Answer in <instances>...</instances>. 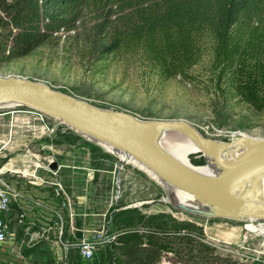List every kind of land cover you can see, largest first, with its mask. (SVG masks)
Listing matches in <instances>:
<instances>
[{
	"label": "rangeland",
	"instance_id": "374dc122",
	"mask_svg": "<svg viewBox=\"0 0 264 264\" xmlns=\"http://www.w3.org/2000/svg\"><path fill=\"white\" fill-rule=\"evenodd\" d=\"M92 18V14L88 15L84 27L79 24L76 31L59 33L26 58L10 63L0 61V77L39 82L101 109L129 113L144 121H183L205 138L215 141L233 140L234 132L264 139V105L257 110L237 91L238 67L242 61L253 67L254 56L240 55L220 74L221 69L214 63L215 44L209 36L194 40V51L189 59L169 60L165 47L149 48L144 44L104 55V48L94 45L90 39L88 29L93 24ZM25 109L28 108H2L0 114ZM7 125L0 124V130H4L2 135L6 134ZM167 133L170 142L166 147L188 144L189 139L183 134ZM42 144L55 147L53 153L59 162L73 166L74 160L81 161L76 166L84 169L75 170L74 174H80L78 180L81 182L76 186L83 195L86 193L83 203L87 212L107 214L104 224L108 233L116 231L123 220L129 218L127 215L118 218L123 212L135 211L147 218L164 216L170 221L201 229V232L195 231L203 234L214 249L202 264H264V235L248 230L250 224L264 223L187 214L172 203V193L176 189L154 179L134 164L124 162L108 152L104 143L69 126L55 132ZM188 162L190 167L204 168L207 157L201 152L193 153L188 156ZM87 169L93 171L94 179H86ZM118 182L121 186L118 207H111V194L115 196ZM117 208L122 209L117 211ZM76 213H79L77 206ZM78 220L79 216L72 223V232ZM11 223L13 228L14 223ZM191 233L199 238L197 233ZM72 239H75L74 234ZM181 249L178 255L164 253L159 264H196L191 260L197 251L191 255L188 248ZM102 251L103 248L96 252L94 261L101 262ZM76 252L77 248L73 247L72 254Z\"/></svg>",
	"mask_w": 264,
	"mask_h": 264
},
{
	"label": "trees",
	"instance_id": "16d2710c",
	"mask_svg": "<svg viewBox=\"0 0 264 264\" xmlns=\"http://www.w3.org/2000/svg\"><path fill=\"white\" fill-rule=\"evenodd\" d=\"M90 14L94 16L88 29L90 39L104 48V55L144 44L165 47L169 60L189 59L194 40L209 36L220 74L240 55L254 56L253 67L244 61L238 67L237 91L244 101L262 109L264 0H0V61L10 63L30 56L59 33L76 31L79 24L84 27ZM120 215L129 218L114 231L120 234L112 247L103 248L101 262L94 257L88 263L78 252H71L69 264H159L164 253L178 255L181 247L191 255L197 251L191 263L202 264L214 253L195 225L164 216L147 218L135 211ZM142 228L149 233L136 231ZM28 253L39 264H56L46 247Z\"/></svg>",
	"mask_w": 264,
	"mask_h": 264
},
{
	"label": "water",
	"instance_id": "95a60500",
	"mask_svg": "<svg viewBox=\"0 0 264 264\" xmlns=\"http://www.w3.org/2000/svg\"><path fill=\"white\" fill-rule=\"evenodd\" d=\"M13 106L47 114L132 156L173 188L193 196L202 209L176 207L187 214L264 223V139L234 132L233 140L215 141L183 121H144L101 109L39 82L0 77V109ZM157 131L186 136L212 159L219 173L205 176L175 160L155 142Z\"/></svg>",
	"mask_w": 264,
	"mask_h": 264
},
{
	"label": "built area",
	"instance_id": "2783aa9c",
	"mask_svg": "<svg viewBox=\"0 0 264 264\" xmlns=\"http://www.w3.org/2000/svg\"><path fill=\"white\" fill-rule=\"evenodd\" d=\"M32 111L43 124L39 128L27 126L36 133L33 140L17 142L20 128L14 121L0 139V264H39L28 253L39 247L48 248L56 264H69L73 247L83 261H92L99 249L112 247L120 233H108L104 224L107 214L87 212L83 203L86 193L75 198V187L66 185L64 169L84 168L58 162L53 146L42 144L68 126ZM87 171L86 179H94L93 171ZM119 182L115 196L111 194V207L117 206L120 199ZM78 216L72 232V223ZM136 231L149 233L143 228Z\"/></svg>",
	"mask_w": 264,
	"mask_h": 264
},
{
	"label": "bare ground",
	"instance_id": "6f19581e",
	"mask_svg": "<svg viewBox=\"0 0 264 264\" xmlns=\"http://www.w3.org/2000/svg\"><path fill=\"white\" fill-rule=\"evenodd\" d=\"M169 137H170V134H168L167 132L157 131V135L155 137V142L158 144V146H160L166 153H168L175 160H177L181 164L191 168L193 171H195L199 174L205 175V176H209V175L215 176L219 173V169L217 168L216 165L213 164L212 159L209 158L208 156H206L207 157V166L206 167H204V168L190 167L188 165L189 164L188 156L190 154H193V153H198L199 152L198 147L195 144H193L191 141L188 140L187 145L173 144V145H171V148H168V147H166V143L170 142ZM104 144L107 147L108 152L116 154L126 163L134 164L135 166L139 167L140 169L147 171L149 174H151L150 176H152L154 179L163 181L157 176V174L150 171L144 164L137 161L132 156L128 155L127 153H125L123 151L115 149L113 146H111L108 143H104ZM163 182H165V181H163ZM165 184L173 187L172 185H170L167 182H165ZM174 189L177 190L176 192L172 193L173 197L171 198L174 206L177 207L179 205H186V206H189V207L194 208L196 210L202 209L201 205L194 200L193 196H191V195H189V194H187V193H185V192H183L177 188H174ZM205 209H207V208H204V210ZM248 230L251 232H255V233H259V234L264 235V225H262V224H260L259 226H256L254 224H250V225H248Z\"/></svg>",
	"mask_w": 264,
	"mask_h": 264
},
{
	"label": "crops",
	"instance_id": "0c3cea01",
	"mask_svg": "<svg viewBox=\"0 0 264 264\" xmlns=\"http://www.w3.org/2000/svg\"><path fill=\"white\" fill-rule=\"evenodd\" d=\"M16 123L18 125V127L20 128L19 130V134L17 136L16 141L19 142L20 144H24L27 141H31L33 140V137L36 133L33 132V129H28L27 126H32V128L36 127H42L43 124L42 122L39 120L37 114H35L32 109H25V110H9L4 114H0V124L3 123H7V131H8V127L10 125L11 122ZM6 131V134H7ZM4 133V130L1 131L0 130V136H2L1 138H4L6 136L2 135ZM53 148L55 149V147L53 146ZM62 149V148H60ZM55 151V150H54ZM59 162V161H58ZM81 161H76L74 160V167L76 165H79ZM62 164H65V162H60ZM65 165H70V164H65ZM77 167V166H76ZM76 173L75 170L72 169H64L63 170V176L65 177V183L68 180V185H73L75 187V198L76 197H82V191L79 190V186H76L77 184H80V174H74ZM76 177V178H75ZM82 177L84 178L85 175L83 173ZM77 179V180H76ZM79 213L80 214L82 211L80 209Z\"/></svg>",
	"mask_w": 264,
	"mask_h": 264
}]
</instances>
